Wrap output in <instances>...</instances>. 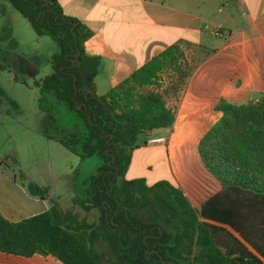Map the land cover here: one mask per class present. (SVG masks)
<instances>
[{
    "label": "trees",
    "instance_id": "1",
    "mask_svg": "<svg viewBox=\"0 0 264 264\" xmlns=\"http://www.w3.org/2000/svg\"><path fill=\"white\" fill-rule=\"evenodd\" d=\"M37 35L56 44L50 71L36 83L40 130L78 157L70 172L71 201L96 208L98 219H75L56 202L17 220L0 214V251L50 254L63 264H264V96L216 100L220 116L198 137L195 152L219 188L193 207L167 179L124 178L132 150L154 128L169 127L173 106L159 72L180 67L172 43L129 75L96 93L97 56L86 54L90 29L62 13L56 0H5ZM23 69L22 59L18 62ZM182 76L178 79L181 83ZM29 193L47 188L32 181Z\"/></svg>",
    "mask_w": 264,
    "mask_h": 264
},
{
    "label": "crops",
    "instance_id": "2",
    "mask_svg": "<svg viewBox=\"0 0 264 264\" xmlns=\"http://www.w3.org/2000/svg\"><path fill=\"white\" fill-rule=\"evenodd\" d=\"M56 1L63 14L75 17L91 31L83 41V50L98 57L99 68L93 76L98 94L172 43H178L183 54L188 49L200 50L179 84L173 121L164 127L166 131L173 129L168 134L172 142L169 146L142 143L150 147L142 156V164L149 167L144 160L156 152L161 157L160 164L152 167L149 176L129 174L132 154L138 145L131 152L123 176L142 177L146 184L167 179L175 186L182 185L185 192L190 184L187 191L193 198L199 194L200 202L216 191L219 183L203 167L194 151L195 143L220 116L214 108L217 99L240 103L264 96V0ZM154 130L157 128L149 131L145 139ZM13 159L10 152H0V214L5 219L17 220L40 212L53 201L62 211L70 207L59 206V193L45 179H28L24 184L26 175L11 167ZM189 159L195 161L199 176L188 165L178 162ZM158 170L161 172L157 173ZM28 181L45 186L46 193L42 197L29 193ZM214 186L215 190H208ZM65 187L71 192L70 186ZM13 193L16 201L12 199ZM0 264L63 263L50 254L25 256L0 251Z\"/></svg>",
    "mask_w": 264,
    "mask_h": 264
},
{
    "label": "rangeland",
    "instance_id": "3",
    "mask_svg": "<svg viewBox=\"0 0 264 264\" xmlns=\"http://www.w3.org/2000/svg\"><path fill=\"white\" fill-rule=\"evenodd\" d=\"M55 49L56 44L49 36L35 34L29 23L7 1L0 0V152H10L14 156L15 160L13 159L11 167L17 172L21 170L26 175L22 180L24 184L28 179L36 181L45 179L59 193L60 207L70 204L68 209L74 212L75 219L84 217L89 222L96 221L97 209L84 210L70 201L71 192L65 187L68 185L71 189L70 172L78 163L77 155L65 149L56 140L45 138L40 130L41 112L37 106L36 83L50 71V54ZM198 51L188 49L184 52L180 57L181 64L178 70L177 66L171 65L159 72L160 88L164 90L167 105L175 107L180 84L178 79L181 76L183 78L191 68L193 57ZM185 57L189 59L186 60ZM20 59L24 64L23 69L19 68ZM172 130L169 128L167 132L164 127L157 128L148 137L163 135L160 136L162 139L146 144L160 143L169 146L172 139L168 134ZM148 137L146 136V139ZM139 145L140 147L132 154L129 174L141 173L149 176L152 167L160 164L161 157L157 152L153 153L144 160L150 164L149 167L143 165L142 156L150 147L143 146L142 143ZM178 162L181 166L188 165L199 176L193 159ZM178 187L187 200L197 208L200 203L198 198L201 196L197 194L196 197H192L191 192L187 191L190 184L186 186V192L182 185L178 184ZM216 188L214 186L208 190ZM12 199L16 201L14 193ZM6 208L12 207L6 205ZM93 246L101 253L104 263L109 264L108 259L111 256L105 244L97 240Z\"/></svg>",
    "mask_w": 264,
    "mask_h": 264
},
{
    "label": "built area",
    "instance_id": "4",
    "mask_svg": "<svg viewBox=\"0 0 264 264\" xmlns=\"http://www.w3.org/2000/svg\"><path fill=\"white\" fill-rule=\"evenodd\" d=\"M161 139H162V137H160V136H158V137H148L146 139V142H153V141H158V140H161Z\"/></svg>",
    "mask_w": 264,
    "mask_h": 264
}]
</instances>
